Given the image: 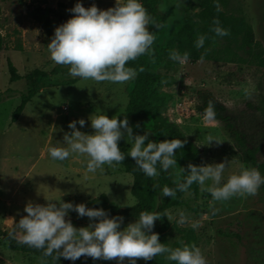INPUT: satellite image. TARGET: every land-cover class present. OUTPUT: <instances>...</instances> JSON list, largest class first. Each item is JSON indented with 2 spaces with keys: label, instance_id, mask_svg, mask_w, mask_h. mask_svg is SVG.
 <instances>
[{
  "label": "rangeland",
  "instance_id": "374dc122",
  "mask_svg": "<svg viewBox=\"0 0 264 264\" xmlns=\"http://www.w3.org/2000/svg\"><path fill=\"white\" fill-rule=\"evenodd\" d=\"M200 2L158 0L157 8L165 16L166 26L156 40L163 42L174 26L185 19L200 24ZM74 3L75 0H0V92L6 88L12 92L11 97L0 102V227L8 233L26 215L23 209L27 201L44 204L48 199L60 197L85 203L105 194L110 204L120 208L135 203L130 194L132 177L120 165L105 164L103 171L88 172L86 154L72 153L58 161L47 151L49 145L63 142L64 132L70 131L67 127L70 120L85 119L84 126L77 128L91 133L90 113L101 110L109 117L126 116L129 124L125 106L131 79L115 82L82 78L69 85L41 87L18 119L10 122L20 102L19 93L25 89L22 77L34 68L50 70L58 65L51 59L46 45L54 27L60 24L58 15L66 19L73 15L68 9ZM93 3L106 9L114 6L115 0H81L84 7ZM221 10L226 16L242 19L250 29L251 40L241 31L217 38L208 47L207 59L177 62L171 69L158 62L155 66L158 78L151 87L149 105L155 106L157 115L176 132L195 141L202 150L203 163L225 161L223 179L242 166L255 167L264 176L258 167L240 159L235 140L224 122L203 118L201 106L208 98L246 134L248 141L259 145L257 160L264 161V68L257 65L264 49V0H223ZM180 44L183 42L175 40L169 50ZM7 59L21 76L12 83L8 81ZM163 60L173 61L169 55ZM66 78L54 75L38 79V84ZM209 136L220 142L205 144ZM117 143L127 150L131 146L123 137ZM170 176L174 185L172 169ZM153 178L158 204L163 195L156 176ZM209 183L205 181V185ZM180 200L179 206L166 211L169 222L166 237L170 243L191 229L194 244L201 249L206 264H264V185L255 195H234L223 201H213L210 193L199 185L197 196L184 191ZM177 210L185 213L183 223L177 222ZM67 218L77 227L89 223L88 217L77 216L74 211ZM134 220L123 218L120 227ZM159 224L156 218L151 231ZM12 236L19 239L18 232ZM136 262L145 264L143 258H136ZM0 264L49 263L10 251L0 238ZM69 264H117V260L82 255ZM121 264H127V258Z\"/></svg>",
  "mask_w": 264,
  "mask_h": 264
},
{
  "label": "clouds",
  "instance_id": "9594fccd",
  "mask_svg": "<svg viewBox=\"0 0 264 264\" xmlns=\"http://www.w3.org/2000/svg\"><path fill=\"white\" fill-rule=\"evenodd\" d=\"M73 15L56 25L47 43L51 59L61 65H67L71 76L94 80L124 82L133 79L136 69L127 62L150 51L154 40L152 32L146 27L150 17L141 0H115L114 6L98 8L94 3L88 7L75 0L68 9ZM212 31L217 36H225L228 29L221 27L218 19L213 20ZM204 35H198L195 47L203 46ZM188 52L180 53L172 49L169 58L184 62ZM203 59V57H201ZM179 75V74H178ZM216 116L213 102L209 101L203 112L206 121ZM91 133L81 131L85 119L68 121L70 129L63 134V142L49 145L47 151L51 158L63 161L72 153L86 154V170L103 171V165L115 167L124 160L125 153L118 147L123 137L130 143L127 155L132 157L137 168L148 177L159 175L160 170H173L175 187L165 185L163 196H174L176 189L187 190L196 182L208 191L213 201H223L234 195H255L264 185V176L255 167L242 166L223 179L225 161L178 166L176 152L185 141L179 138L150 140L148 134H134L127 117L117 118L103 111L90 113L88 117ZM217 141L207 138V143ZM115 162V163H114ZM187 175H182L183 173ZM205 181H210L205 185ZM61 196V195H60ZM47 203L27 201L24 212L14 223V231L19 233V243L36 249H42L45 256H61L69 261L89 256L93 259L111 260L116 258L121 264L127 258V264H137L136 258L148 260L157 254H166V259L176 264H206V258L195 244L180 242L181 246L170 247L162 243L159 234L151 231L154 220L160 216L152 211H140L134 221L121 228L123 217L109 215L100 207H87L84 202L73 203L60 199H48ZM89 218V223L74 226L67 218L69 212ZM216 211L215 208L212 209ZM177 222L186 219L183 210H177ZM95 218V219H94ZM196 225L193 224V227Z\"/></svg>",
  "mask_w": 264,
  "mask_h": 264
},
{
  "label": "trees",
  "instance_id": "16d2710c",
  "mask_svg": "<svg viewBox=\"0 0 264 264\" xmlns=\"http://www.w3.org/2000/svg\"><path fill=\"white\" fill-rule=\"evenodd\" d=\"M141 2L149 14L150 22L146 27L152 32L154 40L150 46V51H147L144 54L137 56L134 60H129L127 62L129 66L136 69V75L131 79V86L127 92L125 112L129 115V125L132 126L134 134L147 133L148 139L150 140H163L175 137L185 141L181 148L174 151L176 152L177 165L184 167L185 171H187V165L189 163L203 164L202 150L194 140L183 137L175 131V128L172 125L162 120L157 115V108L155 106L149 105L151 87L155 84L158 78L155 66L161 61V65H163L164 68L171 69L175 67L177 61L163 60L165 56L169 55V46L175 40L183 42V44L178 45L175 50L180 53L187 51L189 54L187 59L188 62L194 63L199 60L207 59L208 47L217 38L221 37L217 36L212 31L214 18L219 20L221 27L228 29L227 35L238 34L243 31L245 32L246 38L250 40L252 35L249 27L242 19L232 18L224 14L221 10L223 0H201V10L198 15L200 24L195 23L190 19H185L182 23L175 25L168 33L166 39L160 43L155 37L164 31L166 18L157 8L158 0H141ZM57 20L59 23H62L66 18L62 14H59ZM198 35L205 36L204 44L199 48L195 47V40ZM201 57H203V59H201ZM6 65L8 81L10 83L21 78L17 73V69L9 59L6 60ZM257 65L264 68V49L257 58ZM54 75H63L67 78L61 81L50 82L45 85L38 84V79H47ZM22 79L25 82V89L19 93L20 102L11 114V123L18 119L25 105L39 92L41 87L69 85L82 78L71 76L67 65L58 64L50 70L34 68L24 75ZM11 96V90L6 88L3 92H0V102ZM209 101L211 100L208 98L204 99L201 106L203 110L206 108ZM213 106L216 113L215 118L224 122L225 127L229 129L234 138L240 159L245 163H250L253 166L258 167L264 174V161L258 162L257 160V154L260 150L259 145L248 141L246 134L230 120V117L222 115L214 103ZM118 147L125 153V158L123 161L116 164L120 165L124 171L132 177L130 194L135 199V203L131 206L120 208L110 204L105 194H100L88 199L85 202V205L87 207L103 208L107 210L109 215H119L123 218L135 219L138 217L140 211L156 212L160 216L157 218L160 224L155 226L154 232L159 234L158 239L162 243L170 247L181 246L180 242L194 244V234L191 229L183 232L171 243L167 240L166 232L169 228V222L167 220L166 211L181 204L180 198L184 191L191 192L197 196L199 193V185L196 182H193L187 190L181 191L176 189L174 196H162L160 202L156 204L154 178L145 176L137 168L134 159L127 155L128 150L126 148L120 145H118ZM157 169L159 175L156 176L155 180L161 189L165 185L175 187L171 182L170 169L167 171L160 170L159 164H157ZM182 175H187V173L185 172ZM192 211H195V209ZM0 238L5 242L10 251L31 255L35 258L46 261L49 264H69L70 262L61 256H57V258L54 259L55 254L45 256L42 249H36L26 244L19 243V239L9 235V233L1 227ZM145 264H176V262L167 260L166 254H157L153 258L148 259L147 261L145 260Z\"/></svg>",
  "mask_w": 264,
  "mask_h": 264
},
{
  "label": "water",
  "instance_id": "95a60500",
  "mask_svg": "<svg viewBox=\"0 0 264 264\" xmlns=\"http://www.w3.org/2000/svg\"><path fill=\"white\" fill-rule=\"evenodd\" d=\"M58 14L57 13H55V16H57Z\"/></svg>",
  "mask_w": 264,
  "mask_h": 264
}]
</instances>
